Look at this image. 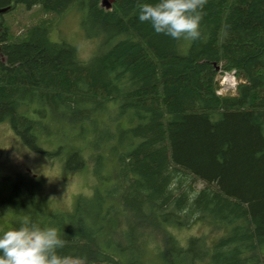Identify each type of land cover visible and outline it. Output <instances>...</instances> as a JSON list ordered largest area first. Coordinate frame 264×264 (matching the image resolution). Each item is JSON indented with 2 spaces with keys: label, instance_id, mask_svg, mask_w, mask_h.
<instances>
[{
  "label": "trees",
  "instance_id": "1",
  "mask_svg": "<svg viewBox=\"0 0 264 264\" xmlns=\"http://www.w3.org/2000/svg\"><path fill=\"white\" fill-rule=\"evenodd\" d=\"M140 2L0 0V124L31 151H66V171L95 165L99 182L91 211L79 198L40 225L83 264H264V0H206L194 41L154 33ZM20 7L47 17L15 34L3 18ZM81 9L101 38L87 61L50 41ZM217 71L234 73L233 94L216 95ZM64 131L91 141L42 151ZM197 223L224 234L180 242Z\"/></svg>",
  "mask_w": 264,
  "mask_h": 264
},
{
  "label": "rangeland",
  "instance_id": "2",
  "mask_svg": "<svg viewBox=\"0 0 264 264\" xmlns=\"http://www.w3.org/2000/svg\"><path fill=\"white\" fill-rule=\"evenodd\" d=\"M82 10L57 16L53 31L50 33V41L72 46L79 59L87 61L96 53L101 38L98 37V30L89 27L88 15ZM33 12L35 11L24 12V8L20 7L17 11L5 15L3 19L11 25L12 32L19 34L22 32L19 24L28 26L47 17L44 15L32 17ZM217 72L216 80L221 76L227 78L235 76L232 72ZM236 83L237 88L239 84L237 79ZM65 138L68 139L67 145L78 144L80 147H86V143L91 141V136L85 140H73L74 132L64 131L60 138L40 140L39 145L43 152L53 154L59 145H65ZM65 153L66 151H61L58 155L47 156L31 151L15 136L8 123L0 124V196L5 202L0 208V230L18 224L31 212L35 213L36 222L39 224L44 215L48 217L49 212L72 214L79 198L84 201V212L91 211L92 191L95 185L99 184L92 173L95 165L92 167L86 165L83 170L73 173L66 171ZM122 221H119V226L123 225ZM174 233L180 242L185 243L189 238L203 236L211 244L222 236L224 231L213 229L207 223H197L189 228L176 229ZM152 258L154 255H149V259ZM154 259L157 264L156 256Z\"/></svg>",
  "mask_w": 264,
  "mask_h": 264
},
{
  "label": "clouds",
  "instance_id": "3",
  "mask_svg": "<svg viewBox=\"0 0 264 264\" xmlns=\"http://www.w3.org/2000/svg\"><path fill=\"white\" fill-rule=\"evenodd\" d=\"M205 4L206 0H141L136 19L147 21L156 34L194 41L201 37ZM64 243L55 226H41L24 217L19 226L0 230V264H80L58 254Z\"/></svg>",
  "mask_w": 264,
  "mask_h": 264
},
{
  "label": "built area",
  "instance_id": "4",
  "mask_svg": "<svg viewBox=\"0 0 264 264\" xmlns=\"http://www.w3.org/2000/svg\"><path fill=\"white\" fill-rule=\"evenodd\" d=\"M232 75H234V73L232 72ZM218 82V89L216 91V95L217 96H226L229 94H233L236 90V79L235 76L234 78H227V77H223L221 76V78L217 79Z\"/></svg>",
  "mask_w": 264,
  "mask_h": 264
},
{
  "label": "water",
  "instance_id": "5",
  "mask_svg": "<svg viewBox=\"0 0 264 264\" xmlns=\"http://www.w3.org/2000/svg\"><path fill=\"white\" fill-rule=\"evenodd\" d=\"M114 2V0H102L101 5L105 7V9L110 8V5Z\"/></svg>",
  "mask_w": 264,
  "mask_h": 264
}]
</instances>
